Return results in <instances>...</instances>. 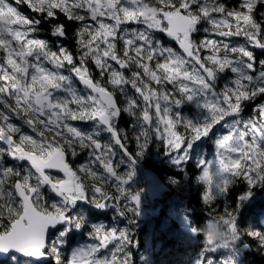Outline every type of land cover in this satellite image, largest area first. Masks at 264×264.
Listing matches in <instances>:
<instances>
[{"label":"snow or ice","instance_id":"6c2138e0","mask_svg":"<svg viewBox=\"0 0 264 264\" xmlns=\"http://www.w3.org/2000/svg\"><path fill=\"white\" fill-rule=\"evenodd\" d=\"M0 264H264V0H0Z\"/></svg>","mask_w":264,"mask_h":264},{"label":"trees","instance_id":"16d2710c","mask_svg":"<svg viewBox=\"0 0 264 264\" xmlns=\"http://www.w3.org/2000/svg\"><path fill=\"white\" fill-rule=\"evenodd\" d=\"M159 161L157 157H153V162L151 164L148 165V167L151 169L153 167H158ZM259 210V206L257 207V209H255L254 211H258ZM258 259V258H257Z\"/></svg>","mask_w":264,"mask_h":264}]
</instances>
